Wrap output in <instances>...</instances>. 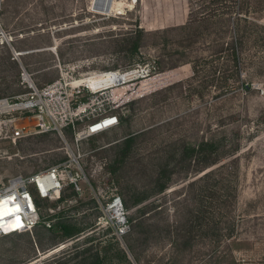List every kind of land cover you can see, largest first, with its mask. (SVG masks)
Instances as JSON below:
<instances>
[{
	"label": "rangeland",
	"instance_id": "374dc122",
	"mask_svg": "<svg viewBox=\"0 0 264 264\" xmlns=\"http://www.w3.org/2000/svg\"><path fill=\"white\" fill-rule=\"evenodd\" d=\"M94 2L0 0V99L15 102L27 93L23 67L40 88L61 75L81 78L109 70L137 71L133 79L97 94L82 90L77 99H95V104L76 121L73 137L63 127L62 134L49 130L14 140L4 127L0 185L54 165H61L62 173H75L79 164L86 175L79 183L82 190L77 191L81 207L68 213H79L94 225L58 246L41 226L1 236L0 264H52L66 252L90 246L101 252L105 264H264V38L253 25H264V0H112L108 12L94 8ZM8 6L12 7L3 17ZM199 21H203L200 32L172 33L168 43L148 38L133 56L115 49L114 40L137 27L156 31ZM241 38V59L236 64L231 43ZM14 46L39 48L17 51ZM7 51L18 62V75L10 67ZM28 52L29 66L20 59ZM175 63L179 65L174 68ZM98 110L130 113L126 129L144 132L120 172L135 192L133 200L147 198L126 209L130 227L122 236L104 209L113 193H120L116 177L108 170L111 154L106 147L124 138L126 129L117 126L75 141V131H82ZM8 117L0 114V121ZM205 137H217L224 146L221 162L213 166L221 169V184L217 182V191L201 196L203 203L191 227L185 221V208L191 203L192 179H178L185 170L179 169L174 176L178 180L158 195L153 179L160 167L174 162L181 145ZM72 152L78 164L59 161ZM63 183L66 194L75 189L66 175ZM93 197L96 206L89 202ZM43 199L49 203L44 213L77 203L70 197L60 203L58 198ZM36 230L45 234L46 251L28 244L29 237L37 236ZM185 230L190 232L187 237Z\"/></svg>",
	"mask_w": 264,
	"mask_h": 264
},
{
	"label": "trees",
	"instance_id": "16d2710c",
	"mask_svg": "<svg viewBox=\"0 0 264 264\" xmlns=\"http://www.w3.org/2000/svg\"><path fill=\"white\" fill-rule=\"evenodd\" d=\"M3 10V17H6L8 10H10V7ZM203 21H199L198 23H186L182 25L177 26H171L168 28L158 29L156 31H146L142 27H137L136 29L132 30V32H129L127 36H124V38L116 39L114 40L115 49L117 51L125 53L126 57L133 56L137 54L142 46H144V43L146 42V39L151 37H159V42L162 43H168L169 36L172 33L175 32H181L185 34L187 31L190 32V34L193 33V31L200 32L201 30V23ZM254 27L257 29V34L261 33V35L264 38V25H260L258 22H253ZM194 34V33H193ZM260 36V35H258ZM185 35H183V38ZM21 42H25L26 39H20ZM243 40L242 38L235 42H232V60L237 64L239 63L241 59V46H242ZM17 44V41H13L12 45ZM50 45V44H49ZM15 47V46H14ZM17 51L21 50H30L35 49L39 47L34 46H27V48H22L20 46L15 47ZM38 52V51H34ZM31 52L22 54L20 56L21 61L29 66V54ZM8 55V62L10 63V67L17 71L18 75V62L14 58V55L7 51ZM184 60V59H183ZM183 62V61H182ZM179 64L175 63L171 65L172 67H177ZM27 66V67H28ZM159 66V64L157 65ZM156 68V67H155ZM160 68V67H158ZM239 77V74H238ZM56 78H51L49 82L54 81ZM47 84V83H46ZM246 88L249 89V86L246 85ZM82 101L86 102L88 99H82ZM114 113V112H113ZM116 114V113H115ZM118 115V114H117ZM120 124L118 126L123 127L126 129L125 123L129 122L131 119L130 113L125 114H119ZM79 123V120H78ZM66 133L69 134L71 137L74 136L73 134V128L72 126L66 127ZM144 132H138L135 133L134 131L126 129V134L124 138L116 140V142L110 144L108 147V151H110L109 154H111L110 157V165H108V170L113 174V177H116L118 181V187H120L119 191L124 196V198L121 196V194L116 191L114 194H119L124 202L126 209H131L132 207L140 204L143 202L147 196L138 197L135 200L132 198L134 197L133 188L131 185L127 182H125L126 176L124 177V174L120 172V170L124 167H127L128 159L131 157L132 153L134 152L136 148V143L138 139L142 136ZM42 136H47V134H42ZM224 150V146L221 142V139L217 137H205L203 138L199 143H184L181 145V148L179 149V152L174 155V162H171L170 160V166L169 164L166 166L160 167L161 169L159 172H157L156 176L153 179V183L155 186V195L161 194L165 192V190L174 184L178 179H185L190 180L189 186H190V196L188 199L191 201L189 205H186L185 208V221H188L191 223V227L193 226L192 222L194 219H196L199 213V207L202 205V195L207 191H217V182L221 184V181L219 180L220 175L218 174V171L221 169H213V166L216 164H219L222 160V153L220 150ZM235 154V153H230ZM230 156V155H228ZM61 159H59L60 162H67L70 160V155L66 153L60 156ZM58 159L56 158L54 163L57 162ZM51 167V166H50ZM49 168V167H48ZM179 169L185 170V175L183 177H174L175 173L178 172ZM194 177V178H193ZM178 178V179H176ZM202 183V185L199 188H195L197 184ZM73 187V185H71ZM34 194V200L36 203V206L39 211L40 220L35 225L36 227L41 226L43 228H46L53 236V245L58 246L60 243L67 241L69 239L76 238L80 236L81 234L85 233L88 228H90L94 223H88L84 221V218L81 217L79 213H76L75 215H70L68 213V210H77L79 212V208L81 207V201L77 199V190L72 189L71 193L66 194L64 190L61 191L60 197L58 198V202H64L66 199L75 198L77 203L75 206H69V208H63L61 210H56L52 213H44L43 209L49 206V203L46 202V199L40 198ZM90 204L93 203L94 206H96V198L90 199ZM225 201H223L224 203ZM57 206V204L53 205ZM56 208V207H54ZM98 209V204H97ZM201 213V212H200ZM205 218V217H203ZM210 221L206 224V227L209 229ZM189 232V231H188ZM187 230L184 231V237H187L188 235ZM190 233V232H189ZM11 235V234H10ZM36 235L34 238L29 237L27 239L28 244L30 246H36L38 250L40 251H46L47 247L44 246V235H41L36 230ZM9 235H4L3 237H6ZM1 237V236H0ZM55 237V238H54ZM41 264V263H40ZM52 264H105V260L101 252L97 248H93L92 246L84 249V250H78V251H70L65 253V257L62 258H55L52 260Z\"/></svg>",
	"mask_w": 264,
	"mask_h": 264
},
{
	"label": "built area",
	"instance_id": "2783aa9c",
	"mask_svg": "<svg viewBox=\"0 0 264 264\" xmlns=\"http://www.w3.org/2000/svg\"><path fill=\"white\" fill-rule=\"evenodd\" d=\"M15 54L19 56L18 52ZM59 68L62 70V66ZM135 70H109L90 76L84 75L87 77L81 78L74 76L66 78L65 75H61L52 83L40 88L35 84L27 69L23 67L22 83L28 91L19 96V100L15 102L8 98L0 99V114L10 116L4 121H0V133L5 127L7 132L13 134L15 140L29 133H41L49 130H57L62 134L63 127L67 126H72L75 129L76 121L84 115H88V110L95 104V99L82 102L77 99V96L83 89L90 90L92 94L106 89L105 87L98 89L91 87L90 78L107 76L113 72L126 73ZM121 84L123 83L117 85ZM5 101L14 107L5 108ZM35 108H37V112ZM92 115L95 118L89 121L82 131H75L77 143L109 131L120 124L119 116L113 112L98 110ZM69 155L70 161L78 164L74 152ZM60 166H51L28 177L18 175L6 184L0 185V236L28 232L37 225L40 215L33 191L41 198H59L64 186L65 175L77 191L82 190L79 183L82 178H86L82 167L78 164V170L75 173L72 171L62 173ZM104 209L106 214L115 221L117 234L122 236L127 233L130 225L122 197L119 194L112 195L105 202ZM14 217H17L19 225H10V222H14Z\"/></svg>",
	"mask_w": 264,
	"mask_h": 264
},
{
	"label": "bare ground",
	"instance_id": "6f19581e",
	"mask_svg": "<svg viewBox=\"0 0 264 264\" xmlns=\"http://www.w3.org/2000/svg\"><path fill=\"white\" fill-rule=\"evenodd\" d=\"M112 0H97V5L102 11L108 12L107 9L111 7ZM107 7V8H106ZM137 71H129L126 73L122 72H113L108 74L107 76H98L92 77L89 79V84L91 87L98 89V88H109L119 83H124L130 79H132L136 75ZM4 107H14V105H8L6 101L4 102ZM14 222H10V225H19L20 222L18 221L17 217H14Z\"/></svg>",
	"mask_w": 264,
	"mask_h": 264
},
{
	"label": "water",
	"instance_id": "95a60500",
	"mask_svg": "<svg viewBox=\"0 0 264 264\" xmlns=\"http://www.w3.org/2000/svg\"><path fill=\"white\" fill-rule=\"evenodd\" d=\"M93 7H94V8H96V7L99 8V7L96 5L95 2H94V4H93ZM106 8H107V7H106ZM99 9H100V8H99Z\"/></svg>",
	"mask_w": 264,
	"mask_h": 264
}]
</instances>
